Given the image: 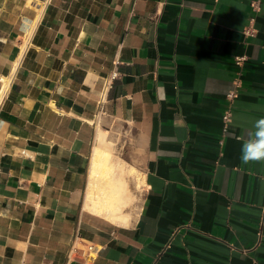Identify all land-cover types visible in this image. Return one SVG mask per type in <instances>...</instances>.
<instances>
[{"label": "crops", "instance_id": "obj_1", "mask_svg": "<svg viewBox=\"0 0 264 264\" xmlns=\"http://www.w3.org/2000/svg\"><path fill=\"white\" fill-rule=\"evenodd\" d=\"M255 1L0 0V264H264Z\"/></svg>", "mask_w": 264, "mask_h": 264}, {"label": "clouds", "instance_id": "obj_2", "mask_svg": "<svg viewBox=\"0 0 264 264\" xmlns=\"http://www.w3.org/2000/svg\"><path fill=\"white\" fill-rule=\"evenodd\" d=\"M241 161L244 164L264 161V118L257 119L248 131V139L241 148Z\"/></svg>", "mask_w": 264, "mask_h": 264}, {"label": "bare ground", "instance_id": "obj_3", "mask_svg": "<svg viewBox=\"0 0 264 264\" xmlns=\"http://www.w3.org/2000/svg\"><path fill=\"white\" fill-rule=\"evenodd\" d=\"M103 147V148H102ZM107 143H106V139H105V133L103 131L100 130V132L98 133L97 136V144L94 147V151H93V158L94 161H99L102 160L103 163H106L107 165H110V161L113 157V154L111 151H109L107 149ZM125 165L124 164H119L118 166L115 164H111L110 165V169L113 172L115 169H117L121 174H124L125 172ZM134 172H136V170H133ZM107 207L110 209L112 207H114L116 204L115 203H107L106 204ZM121 218V216H119V219Z\"/></svg>", "mask_w": 264, "mask_h": 264}, {"label": "built area", "instance_id": "obj_4", "mask_svg": "<svg viewBox=\"0 0 264 264\" xmlns=\"http://www.w3.org/2000/svg\"><path fill=\"white\" fill-rule=\"evenodd\" d=\"M49 2H51V0H44V5H47ZM257 2H258V0L254 2V5L255 6H256ZM31 44H32V37L28 38V40H27L26 47H25L26 50L29 48V46ZM116 76H117V73H114L113 74V78L116 77ZM2 83H3V86H2V89L0 91V110H1V108L3 106V104H4V101H5L6 97H7V93L9 91L8 90L9 89L8 88V84L6 83V80L5 81H2ZM236 95H237V90L236 89H234V90H232V91H230L228 93V96L231 99H234L236 97ZM231 116H232L231 109H228L227 111H225V113L223 115V120H224V122L226 124L230 123Z\"/></svg>", "mask_w": 264, "mask_h": 264}, {"label": "rangeland", "instance_id": "obj_5", "mask_svg": "<svg viewBox=\"0 0 264 264\" xmlns=\"http://www.w3.org/2000/svg\"><path fill=\"white\" fill-rule=\"evenodd\" d=\"M108 147L111 149L113 147L112 142H109Z\"/></svg>", "mask_w": 264, "mask_h": 264}]
</instances>
